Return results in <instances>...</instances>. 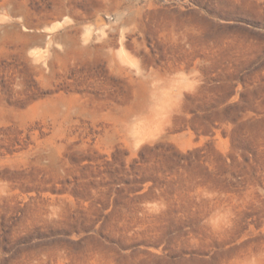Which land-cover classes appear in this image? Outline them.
<instances>
[{
  "label": "rangeland",
  "instance_id": "rangeland-1",
  "mask_svg": "<svg viewBox=\"0 0 264 264\" xmlns=\"http://www.w3.org/2000/svg\"><path fill=\"white\" fill-rule=\"evenodd\" d=\"M0 264H264V0H0Z\"/></svg>",
  "mask_w": 264,
  "mask_h": 264
}]
</instances>
